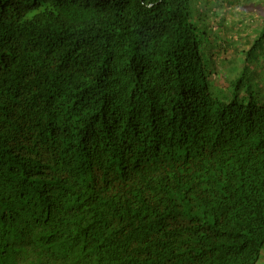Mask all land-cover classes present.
Returning <instances> with one entry per match:
<instances>
[{
  "label": "trees",
  "instance_id": "trees-1",
  "mask_svg": "<svg viewBox=\"0 0 264 264\" xmlns=\"http://www.w3.org/2000/svg\"><path fill=\"white\" fill-rule=\"evenodd\" d=\"M264 0H0V264H260Z\"/></svg>",
  "mask_w": 264,
  "mask_h": 264
},
{
  "label": "rangeland",
  "instance_id": "rangeland-1",
  "mask_svg": "<svg viewBox=\"0 0 264 264\" xmlns=\"http://www.w3.org/2000/svg\"><path fill=\"white\" fill-rule=\"evenodd\" d=\"M260 264H264V257L262 258Z\"/></svg>",
  "mask_w": 264,
  "mask_h": 264
}]
</instances>
